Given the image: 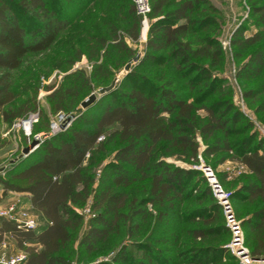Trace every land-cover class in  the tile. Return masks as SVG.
Masks as SVG:
<instances>
[{"label":"trees","instance_id":"obj_1","mask_svg":"<svg viewBox=\"0 0 264 264\" xmlns=\"http://www.w3.org/2000/svg\"><path fill=\"white\" fill-rule=\"evenodd\" d=\"M247 1L261 30L245 39L239 37L237 31L233 35L234 46L247 49L259 45L240 68L239 76L246 70L256 75L264 72V0ZM132 4L135 18L142 20L133 1ZM150 4L148 18L156 21L148 32L147 52L138 62L154 60L158 65L166 64V60L156 53L169 51L177 68H187L190 73L199 75L200 80L207 83L210 94H214L216 79L200 59L218 65L222 49L211 37H203L197 44L191 36L193 32L206 30L207 20L199 21L196 14L212 8L209 0H150ZM50 7L46 0H0V118L5 125L11 126L15 120L30 114L28 104L14 105L17 95L12 87L13 72L23 67L29 55L43 53L56 42L61 21ZM33 15L37 19L35 30L31 29L30 21L25 20H31ZM41 16L47 20L39 19ZM127 34L137 41L140 23L136 22ZM114 37L118 39V32ZM102 42L107 43L106 39ZM120 42V48L129 56L134 53L124 39ZM84 72L80 71L81 74ZM86 79L93 83L92 78L87 76ZM61 89L55 92L61 93ZM115 90L116 87L104 95ZM260 90L264 91V82ZM257 92L250 89L246 96L251 98ZM72 94V89L67 88L61 96ZM214 104L216 106H199L166 81L162 85L153 83L151 89L141 84L128 92H120L119 102L107 106L98 117L87 118L86 112L79 116L73 114L71 126L50 135L32 153L18 158L8 171H3L6 177L0 172L4 194L10 191L26 194L45 223L27 229L15 220L0 217V244L7 236L13 238L17 248L26 254L23 264H71L61 251L68 247L73 232L84 221L78 209L84 208L92 197L95 165L91 158H100V154H106L109 146L118 141L120 146L114 151L113 161L106 166L111 167L112 172L104 171V179L89 206L99 212L91 218L89 230L79 243L90 253L96 251L104 241L121 234L128 220L133 221L140 214L133 200L128 201L125 192L114 188L147 181V202L159 207L182 196L198 171L168 162L158 155V151L168 148L166 154L175 155L178 150L187 156V160L198 162L199 134L207 143L204 155L232 152L234 159L252 173L248 182L241 185V191L246 192L247 200L257 199L261 205L245 221L255 228L258 226L257 235L249 239L254 241L252 254L264 256V141L252 133L241 143L233 144L229 136L251 130V124L236 129L238 119L237 115H233L232 121L229 118L230 105L228 107L222 101ZM225 104L227 107L221 110ZM262 109L264 101L260 105ZM201 110L206 111L205 118L200 115ZM198 235L203 236L201 231ZM231 256L239 264L233 252Z\"/></svg>","mask_w":264,"mask_h":264},{"label":"rangeland","instance_id":"obj_2","mask_svg":"<svg viewBox=\"0 0 264 264\" xmlns=\"http://www.w3.org/2000/svg\"><path fill=\"white\" fill-rule=\"evenodd\" d=\"M46 1L61 21V24L58 23L61 29L51 48L29 55L23 67L13 72L12 87L17 95L14 105L28 104L27 111L39 113V121L33 125L32 135L27 136L22 128L15 126L18 120L8 126L0 118V167L4 166L6 171L12 167L13 160L20 158L23 148L30 144L36 134L53 135L71 126L74 121L67 119L69 114L79 116L86 112L87 118L98 117L107 106L119 102L120 92H128L141 84L151 89L153 83L162 85L166 81H170L171 87L176 88L182 96L198 102L199 106H216L214 103L221 101L228 107L230 105L228 115L231 121L233 115H237L236 129L251 124V130L229 136L233 144L241 143L252 133L264 141V109L260 110L264 101V91L260 90L264 72L256 75L246 70L239 76L240 68L259 45L242 49L232 44L236 31L239 37L245 39L261 30L247 0H209L212 8L196 14L199 21L207 20V27L204 32H193V39L199 44V39L211 37L218 41L222 49L218 65L200 59V63L216 79L214 94H210L207 83L201 81L199 75L190 73L187 68H177L169 51L156 53L166 60V64L158 65L154 60L145 63L133 61L130 69L126 70L128 62L138 53L143 59L147 52L150 26L156 21L149 17L146 29L143 21L135 18L132 0ZM40 18L44 19L42 16ZM25 20L30 21L31 29L35 30L36 16ZM136 22L140 23V34L138 40L134 41L127 32L134 29ZM117 32L119 37L115 39ZM104 39L106 44L102 42ZM121 39L133 48L132 55L120 48ZM81 70L85 71L84 74L80 73ZM87 76L92 78V86ZM116 77L118 85L115 92L100 95L99 89L109 85ZM58 88H62L61 93L55 92ZM67 88H71L73 94L62 97ZM250 89L258 91L251 98L246 96ZM92 93L98 95V100L88 110L83 109L82 101ZM226 104L220 109L224 110ZM200 115L205 118L207 113L201 110ZM53 123L59 125L61 130L54 133ZM217 135L223 137V134ZM197 140L200 144L198 162L187 160V156L178 150L175 155L166 154L168 148L158 151V155L166 161L198 171L199 174L193 176L182 196L159 207L147 202V181H136L126 188H114L115 191L125 192L128 201L133 200L140 214L133 221L126 222L121 234L113 235L90 253L79 245L89 230L91 218L99 212L91 210L89 206L104 179V171L112 172V168L106 166L113 161L114 151L120 143L115 141L106 154H100V158H91L95 165L92 197L84 208L78 209L84 221L73 232L72 241L61 254L67 256L71 264H236L230 248L233 242L230 214L240 223L244 244L250 250L254 241L249 239L257 235L258 226L255 228L245 220L261 202L257 199L247 200L246 192L241 191V185L248 182L252 173L246 165L234 159L232 152L204 155L207 143L199 134ZM171 151L175 150L171 148ZM5 173L1 172V175L6 177ZM17 193L10 191L4 194L0 185V211L17 205L15 217L33 219L38 225H44L40 214L22 202ZM222 193L228 195L231 213ZM242 220L245 222L242 223ZM199 231L203 236L198 235ZM21 255L26 254L17 248L13 238L7 236L0 244V261H10Z\"/></svg>","mask_w":264,"mask_h":264},{"label":"built area","instance_id":"obj_3","mask_svg":"<svg viewBox=\"0 0 264 264\" xmlns=\"http://www.w3.org/2000/svg\"><path fill=\"white\" fill-rule=\"evenodd\" d=\"M135 4V7L137 9L138 14L141 15L142 21L146 29L148 28V15L151 12V4L150 0H132ZM39 121V113H30L26 118L20 119L15 126L22 128L25 131V134L27 136L32 135V129L33 125ZM67 126L65 127V129ZM53 129L54 133L61 130L59 125L56 123H53ZM51 135V134H50ZM35 137H37L40 141V144L46 139V134H36ZM34 137V138H35ZM36 146L32 151L36 150L39 146ZM222 197H224L225 204L227 205L228 212L231 213L230 210V204L228 203V195L225 193L221 194ZM17 210V205H12L7 211H0V217H5L10 220L17 221L20 226L27 228V229H34L38 226L37 221L33 219H26L22 220L20 218H17L14 216V213ZM233 218V219H232ZM231 219V228L233 230V242L230 245L231 251L234 253V255L237 257L239 264H264V256H254L249 249L244 244L243 234L241 225L238 221L232 217V214H230ZM26 255L18 256L17 258H13L10 261H0V264H17L18 262H21L25 260Z\"/></svg>","mask_w":264,"mask_h":264},{"label":"water","instance_id":"obj_4","mask_svg":"<svg viewBox=\"0 0 264 264\" xmlns=\"http://www.w3.org/2000/svg\"><path fill=\"white\" fill-rule=\"evenodd\" d=\"M141 55L140 53H138L131 61L128 62V64L126 65V70H129L130 69V66L132 64L133 61H138L140 59ZM117 82H118V77H116L110 85L108 86H105V87H101L99 89V93L100 95H104L110 91H112L116 85H117ZM98 100V95L96 93H92L91 95H89L84 101H82L81 103V106L83 109H86L88 108L89 106H91L92 104H94L96 101ZM63 116L61 115V118ZM74 118V115H70L67 119L68 120H72ZM64 126V125H63ZM50 134H46V138L49 137ZM40 144V141L37 137H35L28 146L24 147L23 150H22V154L20 157H24V156H27L29 155L30 153H32L33 149L36 148V146H38ZM17 160V159H16ZM16 160H13V162H15ZM206 167H208V165H206ZM5 170V167H0V172H3Z\"/></svg>","mask_w":264,"mask_h":264},{"label":"crops","instance_id":"obj_5","mask_svg":"<svg viewBox=\"0 0 264 264\" xmlns=\"http://www.w3.org/2000/svg\"><path fill=\"white\" fill-rule=\"evenodd\" d=\"M17 195H18L19 198L22 200V202H24L26 205L32 207V205H31V203H30V199H29V197H28L26 194L18 192ZM32 208H33V207H32ZM33 209H34V208H33ZM34 210H35V209H34ZM35 211H36V210H35ZM36 212H38V211H36ZM38 213H39V212H38ZM39 214H40V213H39ZM40 216H41V214H40Z\"/></svg>","mask_w":264,"mask_h":264}]
</instances>
